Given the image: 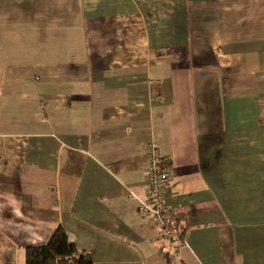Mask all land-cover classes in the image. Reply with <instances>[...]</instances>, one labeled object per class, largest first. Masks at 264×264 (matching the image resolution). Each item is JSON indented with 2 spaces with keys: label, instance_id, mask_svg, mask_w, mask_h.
I'll use <instances>...</instances> for the list:
<instances>
[{
  "label": "crops",
  "instance_id": "obj_1",
  "mask_svg": "<svg viewBox=\"0 0 264 264\" xmlns=\"http://www.w3.org/2000/svg\"><path fill=\"white\" fill-rule=\"evenodd\" d=\"M151 144L182 264H264V0H0V264L59 226L95 264H170Z\"/></svg>",
  "mask_w": 264,
  "mask_h": 264
},
{
  "label": "built area",
  "instance_id": "obj_2",
  "mask_svg": "<svg viewBox=\"0 0 264 264\" xmlns=\"http://www.w3.org/2000/svg\"><path fill=\"white\" fill-rule=\"evenodd\" d=\"M148 196L140 201L138 212L143 218L151 219L158 229L170 240L172 264H182L179 249L184 244L182 230L166 205V194L171 185L172 160L160 153L153 144L147 149Z\"/></svg>",
  "mask_w": 264,
  "mask_h": 264
},
{
  "label": "trees",
  "instance_id": "obj_3",
  "mask_svg": "<svg viewBox=\"0 0 264 264\" xmlns=\"http://www.w3.org/2000/svg\"><path fill=\"white\" fill-rule=\"evenodd\" d=\"M176 226L182 230V237L184 241V234L186 230L185 225L177 221ZM167 254L170 259L169 263L172 264V247ZM25 264L95 263L92 255L88 252L80 250L75 243L70 241L66 229L63 226H59L47 243L28 245L25 247Z\"/></svg>",
  "mask_w": 264,
  "mask_h": 264
}]
</instances>
